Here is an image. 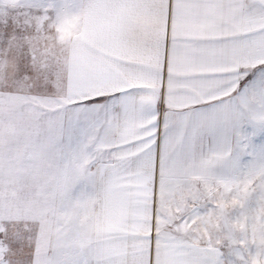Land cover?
<instances>
[{
	"label": "snow or ice",
	"instance_id": "1",
	"mask_svg": "<svg viewBox=\"0 0 264 264\" xmlns=\"http://www.w3.org/2000/svg\"><path fill=\"white\" fill-rule=\"evenodd\" d=\"M0 264H264V0H0Z\"/></svg>",
	"mask_w": 264,
	"mask_h": 264
}]
</instances>
